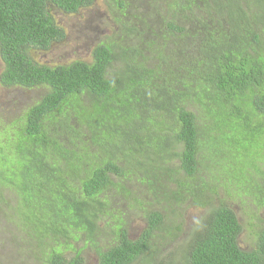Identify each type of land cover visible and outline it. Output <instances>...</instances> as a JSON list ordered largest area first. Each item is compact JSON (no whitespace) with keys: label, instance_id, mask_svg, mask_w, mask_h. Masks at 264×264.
<instances>
[{"label":"trees","instance_id":"16d2710c","mask_svg":"<svg viewBox=\"0 0 264 264\" xmlns=\"http://www.w3.org/2000/svg\"><path fill=\"white\" fill-rule=\"evenodd\" d=\"M110 1L124 11V0ZM240 1L175 0L206 15L185 27L158 8L163 27L145 50L100 44L90 62L48 66L31 52L64 39L52 11L75 14L94 0H0V86L45 89L0 133V187L21 197L26 235L52 244L43 264H85L71 240L95 245L97 264H264V225L242 250L236 215L214 205L246 179L264 210V0ZM152 49L159 64L148 68ZM134 172L166 211L147 212L131 240L108 189L129 197L122 182ZM184 204L204 208L203 218L173 260L151 262L154 239L177 241L164 221Z\"/></svg>","mask_w":264,"mask_h":264},{"label":"rangeland","instance_id":"374dc122","mask_svg":"<svg viewBox=\"0 0 264 264\" xmlns=\"http://www.w3.org/2000/svg\"><path fill=\"white\" fill-rule=\"evenodd\" d=\"M175 0H124L126 6L124 11L115 7L110 0H94L91 6L79 9L77 13L67 15L58 10H53L52 15L59 28L64 32V39L54 43L47 51H32L31 57L38 63L54 66L66 65L73 61L90 62L93 48L100 44L114 45L124 48L137 47L145 50L143 45L151 40L150 31L156 32L163 27L159 17L154 15L155 9L159 8V16L165 18L168 14L176 15L178 24L185 27H193L196 18L206 15L207 9L200 5V8L191 6L190 9H182L173 5ZM240 2H243L241 0ZM243 5V4H242ZM120 11V12H119ZM124 16H121V14ZM165 15V16H163ZM155 16V18H153ZM148 19V20H145ZM145 22L143 25L141 23ZM123 25H133V33H128ZM151 25L152 28H140ZM157 25H160L159 27ZM157 41H151L155 45ZM148 50H150L148 48ZM145 66L148 68L159 64L154 49L144 51ZM120 64H114L112 72H116ZM2 63L0 60V73ZM45 93L44 88L22 89L4 88L0 86V133L5 126L15 123L28 107L37 102ZM75 128V122H71ZM263 132L258 142L263 144L261 149L264 152ZM86 141V139H82ZM81 140H75V145H80ZM89 145V143H88ZM124 167V165H123ZM130 174L125 177L122 186L129 192V197L117 192V188L110 187L108 196L116 216L122 219L128 231V237L135 240L143 231L146 221L145 215L150 211H161L165 214L166 203L157 205L149 187L142 183L143 174ZM136 176V177H135ZM164 179V178H163ZM0 183L1 177H0ZM0 184V186H1ZM251 184V181L244 180L240 187H231L230 195L220 193L214 200V205L224 204L229 206L236 215L241 226L239 246L247 250L253 244L256 233L264 225V210L260 209L255 202L256 189L246 191L244 188ZM205 214L204 208L184 204L164 221L167 226L178 228V239L176 242L168 240H153L157 243L159 252H155L151 262L163 260L165 263L173 260L177 255L179 246L189 237L192 231L198 226ZM24 210L21 197L15 191L6 187H0V264H43L47 246L52 244L45 240V243L28 237L26 235ZM170 222V223H169ZM86 241H69L72 248L80 252L85 264H97L98 256L95 253V245H86ZM96 242L101 245L100 239ZM161 250V252H160ZM73 251L67 250L66 256H71ZM134 264H145L136 262ZM154 264H164L156 262Z\"/></svg>","mask_w":264,"mask_h":264}]
</instances>
